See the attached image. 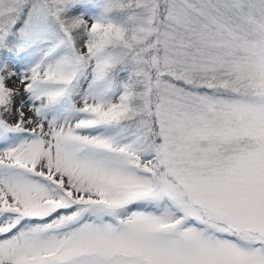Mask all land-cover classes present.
I'll use <instances>...</instances> for the list:
<instances>
[{"label":"snow or ice","instance_id":"6c2138e0","mask_svg":"<svg viewBox=\"0 0 264 264\" xmlns=\"http://www.w3.org/2000/svg\"><path fill=\"white\" fill-rule=\"evenodd\" d=\"M0 264H264V0H0Z\"/></svg>","mask_w":264,"mask_h":264}]
</instances>
